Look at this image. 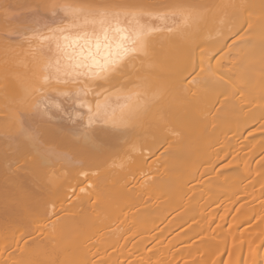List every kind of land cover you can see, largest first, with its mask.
Returning <instances> with one entry per match:
<instances>
[{
  "label": "bare ground",
  "instance_id": "bare-ground-1",
  "mask_svg": "<svg viewBox=\"0 0 264 264\" xmlns=\"http://www.w3.org/2000/svg\"><path fill=\"white\" fill-rule=\"evenodd\" d=\"M0 264H264V0H0Z\"/></svg>",
  "mask_w": 264,
  "mask_h": 264
},
{
  "label": "snow or ice",
  "instance_id": "snow-or-ice-1",
  "mask_svg": "<svg viewBox=\"0 0 264 264\" xmlns=\"http://www.w3.org/2000/svg\"><path fill=\"white\" fill-rule=\"evenodd\" d=\"M115 19V16L113 14H110L105 11H100L98 13L93 14V18L91 20H85V24L91 23L92 25H99V28L101 32H103L104 36V42L102 43L100 38L96 37V50L97 54H99L100 49L103 47L106 55H104L100 60L95 59L94 57H88V59L92 60V64L96 67L100 68H106L109 66V64L114 63L116 59H118L121 55L125 54L129 48L128 44L134 43L135 41L132 40V37L128 35L121 36V39L118 43L115 44V52L113 51V44L109 41V33L112 32L114 35H120L124 30L121 29L118 25L113 28L112 21ZM78 39H84L88 41L90 44L91 41L89 39L88 33L85 32L83 36L78 37ZM65 40L67 41V37H65ZM58 47L60 45L58 44ZM59 61H57V71L60 70L59 68ZM88 65L82 64L80 61H76L73 64L66 65V69H71V71L75 72L77 69L81 67H85ZM67 74V71H66Z\"/></svg>",
  "mask_w": 264,
  "mask_h": 264
}]
</instances>
